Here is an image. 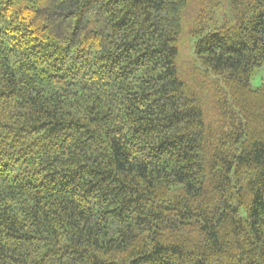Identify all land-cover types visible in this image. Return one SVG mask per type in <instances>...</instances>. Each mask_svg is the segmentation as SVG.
I'll use <instances>...</instances> for the list:
<instances>
[{
  "label": "trees",
  "instance_id": "obj_1",
  "mask_svg": "<svg viewBox=\"0 0 264 264\" xmlns=\"http://www.w3.org/2000/svg\"><path fill=\"white\" fill-rule=\"evenodd\" d=\"M261 70L264 0H0V264H264Z\"/></svg>",
  "mask_w": 264,
  "mask_h": 264
},
{
  "label": "rangeland",
  "instance_id": "obj_2",
  "mask_svg": "<svg viewBox=\"0 0 264 264\" xmlns=\"http://www.w3.org/2000/svg\"><path fill=\"white\" fill-rule=\"evenodd\" d=\"M196 1V0H194ZM224 4V2H222ZM223 9V13H224V9H225V5H223L222 7ZM223 13H220L221 15H223ZM189 26L185 24V29L187 30ZM182 46H183V55L188 57L190 55V47L192 46V42L191 39L188 37V33L186 32L182 38ZM263 78H264V70L259 71L256 75L253 76L252 80H251V86L252 88H258L261 86L262 82H263Z\"/></svg>",
  "mask_w": 264,
  "mask_h": 264
}]
</instances>
